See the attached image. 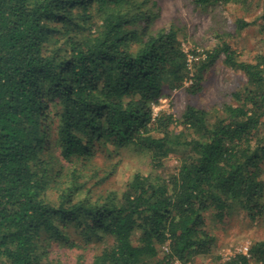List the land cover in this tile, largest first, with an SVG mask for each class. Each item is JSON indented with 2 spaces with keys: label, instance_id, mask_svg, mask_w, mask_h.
<instances>
[{
  "label": "trees",
  "instance_id": "trees-1",
  "mask_svg": "<svg viewBox=\"0 0 264 264\" xmlns=\"http://www.w3.org/2000/svg\"><path fill=\"white\" fill-rule=\"evenodd\" d=\"M153 6L0 0V264H67L49 249L78 242L101 247L75 264H185L211 251L204 213H263L264 56L241 60L228 43L216 45L193 62L189 92L222 56L246 76L236 104L219 114L188 104L178 119L153 115L152 104L188 75L176 30L153 28ZM258 18L264 35V0ZM108 143L132 145L157 165L177 153L178 165L136 171L122 191L94 196L102 178L91 182V169ZM225 264H264V239Z\"/></svg>",
  "mask_w": 264,
  "mask_h": 264
},
{
  "label": "rangeland",
  "instance_id": "rangeland-1",
  "mask_svg": "<svg viewBox=\"0 0 264 264\" xmlns=\"http://www.w3.org/2000/svg\"><path fill=\"white\" fill-rule=\"evenodd\" d=\"M151 1L154 2L155 11V17L150 18L153 28H174L181 46L185 44L196 51V56L199 57L197 62L222 42L228 43L241 60L253 61L259 54L264 56V35L259 30L261 20L258 18L261 0H255L256 5L249 10H244L235 3L196 6L193 0ZM195 64L190 69L187 68L188 75L184 76L187 78L192 74V83L195 82ZM192 83L184 84L181 80L179 86L167 90L157 103L152 104L153 113H171L178 119L182 110L190 104L219 114L223 103L236 104L232 93L244 88L246 76L243 72L226 66L221 56L211 68L204 71L200 88L194 94L189 92ZM174 126L178 130L182 128L178 124L171 128ZM177 165V153L163 158L162 165H157L156 161L132 145L117 147L108 143L107 149L100 150L95 156L94 167L91 169L94 178L91 182L101 178L102 181L91 186V194L96 196L111 190L122 191L136 171L153 174L160 171L161 174H168ZM203 219L205 229L214 238L211 251L196 255L185 264H225L234 254L244 252L253 241L264 239V209L255 219H251L244 211L238 215H225L221 219L215 217L214 211H208L204 213ZM136 238L137 231L133 235L134 242ZM78 244L80 246L74 248L54 244L48 255L57 257L52 255L58 253L65 263L75 264L78 262V254L83 253L85 256L82 262H88L101 247V244L94 242ZM161 249L166 251L164 246Z\"/></svg>",
  "mask_w": 264,
  "mask_h": 264
},
{
  "label": "built area",
  "instance_id": "built-area-1",
  "mask_svg": "<svg viewBox=\"0 0 264 264\" xmlns=\"http://www.w3.org/2000/svg\"><path fill=\"white\" fill-rule=\"evenodd\" d=\"M182 51L185 54L186 57V66L188 69L191 68L193 62L198 58V56H196V51L194 49L189 48L187 45L182 44ZM193 78H192V74L190 77L185 78V80L183 81L184 84H189L192 83ZM153 113V112H152ZM156 113H153V115H155ZM165 250H167V246H164ZM243 253H247V249L243 252Z\"/></svg>",
  "mask_w": 264,
  "mask_h": 264
}]
</instances>
